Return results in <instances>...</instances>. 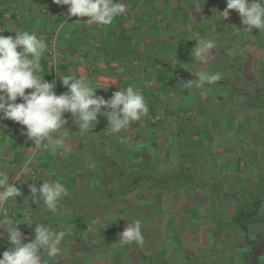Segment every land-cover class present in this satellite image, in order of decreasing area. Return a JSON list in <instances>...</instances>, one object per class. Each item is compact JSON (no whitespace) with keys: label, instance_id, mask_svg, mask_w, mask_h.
Returning a JSON list of instances; mask_svg holds the SVG:
<instances>
[{"label":"crops","instance_id":"1","mask_svg":"<svg viewBox=\"0 0 264 264\" xmlns=\"http://www.w3.org/2000/svg\"><path fill=\"white\" fill-rule=\"evenodd\" d=\"M117 2L124 3L126 11L107 26L84 23L89 17H69L66 20L68 6L57 5L54 0H0V9L5 14L9 13L8 10L18 14L14 15L16 19L7 20V36H15L14 30L29 31L47 43L45 37L53 32H59L62 51L60 75L71 74L77 78H86L93 86L100 87L96 90L98 96L109 99L119 88L123 90L128 86H135L144 95L148 109L151 106L148 99L151 91L162 93L166 90V93L171 92L176 99L181 95L196 98L192 89L189 91L179 86L182 81L178 76L182 77L181 73L187 72L182 66L183 61L186 58L189 61L193 60L191 52L197 41L188 52L182 53L176 41L170 38L168 27L188 24L202 28L201 20L194 19L192 13L189 14L191 17L189 22L188 19L183 20L165 14L164 10L167 7L162 6L163 0H117ZM178 9L179 6L175 3L169 10L173 12ZM164 44L166 46H163ZM149 57L163 58L165 69L163 70L161 65L157 67L155 64L150 65ZM41 65L42 70L37 75L49 82L55 80L49 77L47 51L43 54ZM55 91L59 95L67 89L59 80L56 82ZM17 102L21 101L18 99ZM65 116L68 120L66 128H61L55 138H63L67 150L64 148L56 152L45 150L43 154L45 162L43 168L46 169V173L43 174L44 180L41 184L44 181H60L68 191V195L60 201L59 207L62 208L58 207L55 213L43 204L39 207L31 200L24 199L30 195L31 183L25 172L19 177L17 173L21 172L34 145L22 134L20 124L12 120H0V172L16 179L18 183L15 180L10 182L17 183L16 186L23 193L15 201L9 200L6 203L0 220L11 217L17 226L26 228L29 232V241L26 242L35 238L34 228L38 224L50 225L57 231H65V237L59 246L61 252L55 258L45 257L46 264H137L139 261L136 255L133 259L131 250L136 244L126 246L119 244V234L124 229L119 228L121 223L117 226L113 224L110 211L115 208L114 204L118 208L130 200L132 176L140 175L142 169H158V165L145 163L142 158L145 151L151 154V157L155 152L151 147V134L149 138H145L147 133L142 134L132 128L134 126L136 128V123L145 121L148 115L145 119L143 117L140 121L130 123L120 133H111L109 122L103 116L98 117L99 123L87 133L81 132L73 124L70 113H66ZM129 139H137V143L142 145L136 143L135 146ZM120 186L128 187L117 190ZM101 187L104 188L103 192L98 194ZM115 195L119 199L111 197ZM203 215L195 210L189 218L194 217V222H201ZM137 219L141 221L139 217L135 220ZM82 223L85 224L84 228L81 227ZM69 227L71 230L67 231ZM171 228L172 230L168 232L165 229L161 240L153 244L155 249L161 246L166 252L169 251L171 247L168 243L171 240L177 248L180 247V239L176 233L178 228L173 225ZM216 232L222 235L220 222ZM0 234L5 237L0 239L2 258L3 252L12 245L6 238V228H0ZM153 246L152 251L155 250ZM228 247L225 244L217 248L218 250L213 247L204 251L224 254L232 249ZM252 256L254 259H249L246 264L264 263V252ZM257 256H260V261H257ZM149 257L150 255L146 262L138 264H151ZM216 264L231 262L224 258Z\"/></svg>","mask_w":264,"mask_h":264},{"label":"clouds","instance_id":"2","mask_svg":"<svg viewBox=\"0 0 264 264\" xmlns=\"http://www.w3.org/2000/svg\"><path fill=\"white\" fill-rule=\"evenodd\" d=\"M54 3L68 6L66 20L69 17H89L84 22L88 25H110L126 11L125 4L117 0H54ZM230 10L239 13L246 31L264 32V0H227L226 9L220 12L223 20L230 17ZM14 31L15 36L6 37L0 33V120H12L20 124L22 134L32 142L34 146L31 148L36 152H56L60 148L67 150L64 139L55 138L61 128H66V113L71 114L73 124L84 133L96 127L100 116L109 122L111 133H120L130 123L148 115L146 99L135 86L123 90L119 88L112 93L111 98L105 99L96 94L100 87L93 86L86 78L58 74L62 86L67 89L58 95L55 80L49 82L37 75L42 70L41 60L48 51V44L35 33ZM193 39L197 43L192 49V58L204 65L213 57L217 42L211 38ZM190 72L196 79L179 85L189 91L193 87L203 89L220 79L219 73L205 70ZM28 89L32 91L26 92ZM18 99L21 102H17ZM28 163H31V157ZM22 175L23 170L17 173L18 177ZM10 180L17 182L8 174L0 172V214L4 213V205L9 200L15 201L23 195ZM29 191L30 195L24 199L31 200L39 207L43 204L53 213L58 211L61 199L68 195L66 186L60 181L30 184ZM0 228L7 229L6 238L12 245L3 252L0 264H46L45 257L55 258L61 252L59 246L66 234L50 225L38 224L34 228L35 238L26 242L29 237L21 232L11 217L0 220ZM141 229L139 219L129 223L119 234V244L143 246ZM70 230L69 227L67 231ZM4 238L0 234V239Z\"/></svg>","mask_w":264,"mask_h":264},{"label":"rangeland","instance_id":"3","mask_svg":"<svg viewBox=\"0 0 264 264\" xmlns=\"http://www.w3.org/2000/svg\"><path fill=\"white\" fill-rule=\"evenodd\" d=\"M192 16L196 20L201 18L200 15L196 14L195 12H192ZM233 16L236 18L238 25L243 28L244 26L239 13L233 10ZM185 26L189 25L187 24ZM191 26L192 25L189 27ZM254 32L255 30L249 32L243 28V34L250 37L249 40L251 43V49L248 53L247 67L245 69L246 73L244 75L248 80L247 82H244L239 77L231 76V72H229V68L226 67L225 61L222 58L221 52L222 49L224 50L225 48L222 46V43L219 40H215L217 42V47L214 49L213 57L206 64L200 65L198 62L194 60L189 61L188 58H186L183 61L182 66L184 69L186 68L188 70H192V68H194L204 69L210 73H223L224 78L228 83L234 84L239 88L246 90L250 94L257 90L264 89V77H261L258 68V60H260V56H263V49H257L255 46L257 37H255ZM171 34L175 35L173 39L177 37V33L174 31L171 32ZM171 34L170 38L172 39ZM208 38L212 39L211 36ZM163 46H166V44ZM188 70L186 71L189 73L190 71ZM190 74L192 73L190 72ZM56 82H59V78ZM165 91L163 90L162 93L156 91L154 94L151 93L148 96L151 106L149 107L148 117H146V120L149 121L146 126H149V124L153 123L151 120L153 118L151 117L153 113L163 116L161 120H165L166 122L173 124L170 127L167 126L165 130L159 131L158 133V146L160 149H163L164 152L167 149H171V151L173 150L174 152L172 156V162H174V165H170L171 168L169 167L171 169V173H175L178 169H180V165H183V163H189L188 166H191V168L194 170L193 174H195V177H198L200 174H202V170L206 172L207 178L210 177L212 174L207 172V168L204 166V164H201L200 161L196 160L197 158L199 159L198 153H200L201 149H203L206 145L205 142H209L211 138V134L209 130L206 129L207 127L205 126L207 125L204 121L206 117L210 115L207 114V110L205 111L201 108L191 109V111L188 112H182L179 110L181 107L190 108V106H194L197 103V98L191 99L189 96L181 95L180 98L176 99V96L173 97L171 92L166 93ZM185 95L187 94L185 93ZM226 100V102H218L216 99H213L209 103L210 105L216 107V116L221 120V123H219V128L216 129L215 132H221L224 140H227L224 141L222 149L219 150L216 148L215 151L216 153L234 156L238 162H241L244 158L255 160L256 151L245 150L242 145L243 142L238 139L237 129L240 130L242 128V124H239V126L236 124V122L240 117V113L242 112L244 115H247L246 117L248 118V121L252 123L250 128L252 130L256 129L257 124L259 122L261 123V119H258L256 122L254 120L256 117L254 115L256 112V103L251 97L243 99L241 95H238V101L233 104L229 102V96L226 98ZM188 103L191 104L188 105ZM168 106H173L174 112H177L175 113L177 115H174L176 118L170 119L167 117L166 119L165 113ZM253 109L254 111H252ZM210 118L212 119V116H210ZM180 119H185V121L189 124V128L179 127V122L177 123V120ZM244 123L246 122L244 121ZM177 132H181L182 134L179 140H175ZM253 136L257 137L258 135ZM171 138H173V141L176 142L175 145H171ZM262 142L264 143V141ZM44 152L45 151L36 152L34 149H32L27 161L22 166V170L27 174L26 178H28L31 184L40 185L41 181L44 180L43 174L46 173V169L43 168L45 163L43 158ZM144 153L145 154L142 156V158L145 160L144 162H150V165H153L156 158L155 152L152 157L147 151ZM30 157L31 163H28ZM219 166L224 167V163L219 162ZM150 170H153V168H150ZM33 172H35L34 175ZM219 176L222 178L227 176V174H225L224 170H221V173L219 172ZM202 177L206 178L205 173L202 174L201 178ZM181 181L175 179L165 182V185L168 187L164 186V188L161 189V192H158V190L152 191L151 188L146 187V183L140 184L138 188L136 187L134 191L130 192L131 196L129 200V206L133 209V211H140V214L137 217L141 219V230L144 235L143 246H132L131 250H133V259L136 255V259L140 263L146 262L148 255H150L149 262L151 264H204L205 262L216 264L219 261H223L224 258L234 255L235 261L238 260L239 264H246L244 259L249 260L246 257L247 253L252 252L255 256V254L260 255L264 252V210H262V216L252 223L250 227L252 228V231L250 230V238L252 241L256 242V251L254 252L252 246L245 242L244 235L239 232L238 229L232 228V230L229 229L222 232V235L218 234L216 231L220 222V217L216 216V214L219 211L216 209V207H214L213 204H209V197H206L201 191H199L198 188L194 186H189L188 189L179 188L178 184ZM224 182L225 180L223 183ZM252 184L253 182L248 184L250 190H253V188H251ZM126 187L128 186H120L117 188V190L126 189ZM157 187L160 188V185L157 184ZM109 189L111 190L112 188ZM211 195L213 198H220L219 193H213ZM124 202L126 203V201ZM205 203L207 204L204 205ZM5 206L6 204L4 205V208ZM60 207L62 208V206ZM114 207L116 208V204H114ZM195 210L199 214H204L203 220L201 222H194V217L189 218V216L193 215ZM227 211V215L225 214V216L223 215L224 217H222V219L225 221L227 218H229V214L232 212L231 208L229 207L227 208ZM120 223L121 225L119 228H122L123 230L131 222L125 220ZM171 225L175 226V228H178L176 229V233L180 239V247L177 248V245L171 240L170 243H168V245L171 247L169 251L166 252L165 248L161 246L155 249L153 244L161 240L165 229H167V232L168 230H172ZM150 241L153 242L150 243ZM225 244L227 247L229 246L228 248H232L230 249L231 252L227 251L224 254H221L212 251H204L213 247L215 250H218ZM151 246L154 247V251L151 250ZM239 249H241V251ZM183 253L190 257L189 261L185 260ZM243 254H245L244 259L242 258ZM163 256L168 258L166 259ZM250 262L252 261L250 260Z\"/></svg>","mask_w":264,"mask_h":264},{"label":"trees","instance_id":"4","mask_svg":"<svg viewBox=\"0 0 264 264\" xmlns=\"http://www.w3.org/2000/svg\"><path fill=\"white\" fill-rule=\"evenodd\" d=\"M163 1L164 2H161L162 6L167 7L164 10L165 14H171L174 18H180L183 20L191 19L189 14L192 12L199 14L201 17L199 20H201L203 24L202 28L194 25L191 27H168L170 34L173 31L177 33V37H175L174 40L176 41L177 46H179L182 50V53L188 52V50L192 47V44L196 41L193 38H205L211 36L212 39L219 40L222 43V46L225 48L224 50L222 49L221 52L222 58L225 61L226 67L229 68L231 76L239 77L244 82L248 81L244 75L246 73L245 69L248 62V53L251 49V43L249 40L250 37L243 34V28L238 25L236 18L233 16V10H230V17L226 20H223L220 12L226 9L227 0ZM175 3L179 6V9L170 12L169 9L172 8L173 4ZM8 12H10V10H8ZM4 16V11L0 9V21L4 19ZM11 18L16 19L14 15H12ZM254 34L255 37H257L255 46L257 49H263V56H260V60H258V68L261 77H264V32L255 30ZM174 36V34H171L172 39ZM148 63L150 65L155 64L156 67L161 65L163 70L166 66L163 58L154 59L153 57H149ZM198 70L202 69L192 68L190 71ZM48 71L50 79H54L53 71L49 67ZM219 74L220 79L214 84L207 85L203 89H197L195 87L192 88V92L197 98V103L194 106H190V108L181 107L179 109L182 112H188L191 111V109L201 108L205 111L207 110V114L212 116V119L210 116H207L204 120L207 125L205 127H207L206 129L209 130L211 138L209 142H205L206 145L203 149H201L200 153H198L199 159H196L197 161H200L201 164H204V166L207 168V172L211 173L212 175L207 178L206 172L203 170L201 172L199 170L202 174L205 173L206 178H201L202 174H200L198 177H195V174H193L194 170L191 168V166H188L189 163H183V165H180V169H178L175 173H171L170 165H174V162H172V156L174 152L171 151V149H167L165 152L163 149H160L158 146V133L159 131L165 130L167 126L170 127L173 124H170L165 120H159L155 123L149 124V126H146L149 121L145 120L136 123V128L135 126L133 128L137 129V131L139 130L142 134L147 133V137L145 138H149L151 134V147L155 150L157 149L155 151L156 158L153 164L158 165V169H142L139 172L140 175L132 176V186L129 189L131 192L134 191L136 187L138 188L140 184L147 183L146 187L151 188L152 191H161V189L166 186L165 182L175 179L180 181L182 180L178 184L179 188L188 189L189 186H194L198 188L203 194H205L206 197H209V204H213L214 207H216V209L219 211L216 213L217 216L220 217V226L223 232L229 229L232 230V228L238 229V231L244 235L245 242L251 245L253 251L255 252L256 242L252 241L250 238V227L252 223L262 216V210H264V143L262 142L264 141V89L257 90L250 94L246 90L239 88L234 84L228 83L225 80L223 73ZM181 75L182 77L178 76V79L182 82L196 79V77H194L193 74H190V72H182ZM151 93L154 94L152 91ZM238 95H241L243 99L251 97L255 101L256 112L254 115L256 117L254 120L256 122L258 119H261V123L259 122L256 126V129L253 130L250 128L252 123L248 121V118L246 117L247 115H244L242 112L240 113V117L236 122L237 125L242 124V128L240 130L237 129L238 139L243 142L242 145L245 150L256 151L255 160L244 158L241 162H238L234 156L216 153L215 151L216 148L219 150L222 149L224 141L227 140H224L221 132H215L216 129L219 128V123H221V120L216 116V107L210 105L209 103L213 99H216L218 102H226V98L229 96V102L233 104L238 101ZM252 111H254V109ZM175 113L177 112H174L173 106H168L165 113L166 119L167 117L170 119L176 118L174 115L177 114ZM154 116H156L155 113H153L151 117ZM244 121L246 123H244ZM178 122L179 127L189 128V124L185 121V119L177 120V123ZM176 135L177 136L175 140H179L182 136L181 132H177ZM253 135L258 136L254 137ZM129 141L135 146L138 142L137 139H129ZM175 144L176 142L173 141V138H171V145ZM137 145H142V143H137ZM219 162L224 163V167H220ZM221 170H224L227 176L221 178V176H219V172L221 173ZM224 180L225 182L223 183ZM251 182H253L251 185L253 190H250L248 187V184ZM157 184L160 185V188L157 187ZM103 189L104 188L101 187L98 191V194L103 192ZM213 193H219L220 198H213L211 195ZM111 197L113 199H119L116 195ZM129 204L130 202L128 201L124 206L122 205L110 211L112 214L111 221L114 225L117 226L120 222L125 220L135 221L136 217L139 216L140 211H133ZM206 204L207 203L204 205ZM228 207L231 208L232 212L229 214V218H227L225 221L222 219V217H224L226 212H228ZM84 225L85 224L81 225V227L83 226L82 228H84ZM252 255L253 253L250 252L249 254H246V257L248 259H254ZM244 256L245 254L242 256L243 259ZM183 257L186 261L190 260V257L184 253ZM257 257V261H260V256ZM227 259L230 260L231 264H236L238 262V260L235 261L234 255L228 257ZM247 261L248 260L245 262L247 263Z\"/></svg>","mask_w":264,"mask_h":264},{"label":"built area","instance_id":"5","mask_svg":"<svg viewBox=\"0 0 264 264\" xmlns=\"http://www.w3.org/2000/svg\"><path fill=\"white\" fill-rule=\"evenodd\" d=\"M12 15L18 16L17 12L14 13H6L4 16V19L0 21V33H2L4 36L7 37V20L11 19ZM47 44H48V51H47V57H48V66L53 71L54 79L57 81L58 74L60 75L61 71V65H62V51L60 47V36L59 32H53L49 36L45 37ZM163 116L156 115L151 120L153 123L161 120ZM165 119V118H164ZM35 172H33V175ZM20 227L21 232L29 237V232H27L26 228H23L21 225H18Z\"/></svg>","mask_w":264,"mask_h":264}]
</instances>
